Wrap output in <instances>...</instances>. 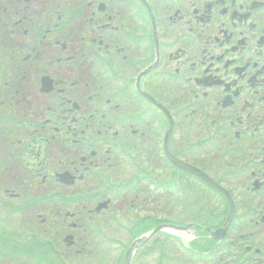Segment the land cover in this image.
Returning a JSON list of instances; mask_svg holds the SVG:
<instances>
[{
    "label": "flooded vegetation",
    "instance_id": "obj_1",
    "mask_svg": "<svg viewBox=\"0 0 264 264\" xmlns=\"http://www.w3.org/2000/svg\"><path fill=\"white\" fill-rule=\"evenodd\" d=\"M35 1L0 0V26L19 33L25 21L35 25L26 18ZM67 1L77 7H53ZM147 2L156 24L140 0L41 1L45 16L36 18L47 32L39 41H46L44 50L29 44L22 61L29 69L14 72L16 87L2 91L0 107L7 114L21 106L45 112L74 147L62 145L56 157L39 152L26 163L15 158L0 171L58 197L81 191L87 175L104 165L128 171L110 185L109 215L95 212L99 199L40 205L42 226L73 221L75 248L85 223H93L88 264H124L130 249V264H264V0ZM56 15L77 23L66 25L73 30L63 32L69 42L62 56L53 39ZM9 44L18 72L19 39ZM139 80L171 112L172 153L205 177L166 158L169 119L138 92ZM25 90L29 98L21 96ZM64 171L80 179L65 190L56 177ZM67 206L76 212L64 213Z\"/></svg>",
    "mask_w": 264,
    "mask_h": 264
},
{
    "label": "rangeland",
    "instance_id": "obj_2",
    "mask_svg": "<svg viewBox=\"0 0 264 264\" xmlns=\"http://www.w3.org/2000/svg\"><path fill=\"white\" fill-rule=\"evenodd\" d=\"M2 79H3V75L0 74V85H1ZM105 172H110V171H103V173H105ZM158 172L160 174L161 171H157L156 173H158ZM6 179L7 178L4 175L0 174V235H3L6 239H13V241H15L17 243H21V241L26 240L28 238L30 231H32V229L30 230L31 225L34 226L36 230L41 229L42 231L44 230V227H40L39 225H37L38 221L36 222V225H35V224H32L30 222L31 221L30 219H22V217H26V215L29 211L28 207L23 209L24 211L22 212V214H16L15 216H9L7 214V210L5 208L4 209L1 208V206L3 205L1 201H4V202L10 201L9 198L6 197L5 193H3L1 191L4 188L3 187V184H4L3 181ZM106 179H108V177ZM25 193L28 194V193H30V191L25 192ZM24 198H25L24 199L25 201H27V202L30 201V198L28 195H27V197L24 196ZM1 199H3V200H1ZM14 230H19V231H22L23 233H22V235L18 234V235H16V237L11 238L12 237V231H14ZM33 231H35V230L33 229ZM4 253H5V251L3 249H1V247H0V264H10L8 257H5ZM22 261L26 264L30 263V261L27 262L28 260H25L24 258ZM12 262H14V264H16V263L21 262V261H16L13 259ZM76 262L77 261H74V263H76ZM21 264H23V263H21Z\"/></svg>",
    "mask_w": 264,
    "mask_h": 264
},
{
    "label": "water",
    "instance_id": "obj_3",
    "mask_svg": "<svg viewBox=\"0 0 264 264\" xmlns=\"http://www.w3.org/2000/svg\"><path fill=\"white\" fill-rule=\"evenodd\" d=\"M171 131H172V128H171V130H170L168 136L170 135ZM167 154H168L169 158H170L172 161H174L176 164L182 166V167L185 168V169H188V170H190V171H192V172H195V173H198L199 175H201V173H200L199 171H197L195 168H193V167L187 165L186 163H183V162L177 160V159H176V158L170 153V150H169L168 146H167ZM63 178H65V177H63Z\"/></svg>",
    "mask_w": 264,
    "mask_h": 264
},
{
    "label": "trees",
    "instance_id": "obj_4",
    "mask_svg": "<svg viewBox=\"0 0 264 264\" xmlns=\"http://www.w3.org/2000/svg\"><path fill=\"white\" fill-rule=\"evenodd\" d=\"M34 33H35V32H34ZM36 34H39V33L36 32ZM36 38H37V37H36ZM58 151H59V148H58V147L54 148V149L52 150V155L57 154ZM1 246H2L3 249L6 248V247L3 246L2 244H0V247H1ZM6 249H9V247H7Z\"/></svg>",
    "mask_w": 264,
    "mask_h": 264
}]
</instances>
